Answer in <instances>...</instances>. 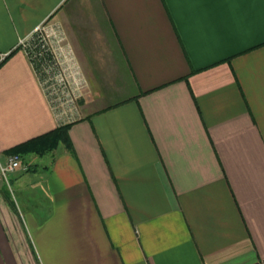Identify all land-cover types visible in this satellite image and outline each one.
I'll return each mask as SVG.
<instances>
[{"label": "crops", "instance_id": "1", "mask_svg": "<svg viewBox=\"0 0 264 264\" xmlns=\"http://www.w3.org/2000/svg\"><path fill=\"white\" fill-rule=\"evenodd\" d=\"M45 22L86 81L50 101ZM62 58V56H61ZM0 264H264V0H0Z\"/></svg>", "mask_w": 264, "mask_h": 264}, {"label": "built area", "instance_id": "2", "mask_svg": "<svg viewBox=\"0 0 264 264\" xmlns=\"http://www.w3.org/2000/svg\"><path fill=\"white\" fill-rule=\"evenodd\" d=\"M22 44L34 65L39 62L36 69L54 106L74 105L83 93L86 81L60 28L55 24L49 27L40 24L32 37L22 40ZM19 168L28 170L29 166L23 163L19 153H11L5 163L0 161V177L8 182L9 175Z\"/></svg>", "mask_w": 264, "mask_h": 264}, {"label": "trees", "instance_id": "3", "mask_svg": "<svg viewBox=\"0 0 264 264\" xmlns=\"http://www.w3.org/2000/svg\"><path fill=\"white\" fill-rule=\"evenodd\" d=\"M35 65L36 68H38L39 62L36 61ZM69 126V124L59 126L46 134L34 137L22 144L13 147L9 150V153H19L22 157L31 152L37 154H45L53 150L57 146L59 141H63L68 146H71L68 135Z\"/></svg>", "mask_w": 264, "mask_h": 264}, {"label": "rangeland", "instance_id": "4", "mask_svg": "<svg viewBox=\"0 0 264 264\" xmlns=\"http://www.w3.org/2000/svg\"><path fill=\"white\" fill-rule=\"evenodd\" d=\"M43 26L44 27H49L50 26V23L49 22H45V23H43ZM9 177H10V175H9Z\"/></svg>", "mask_w": 264, "mask_h": 264}]
</instances>
